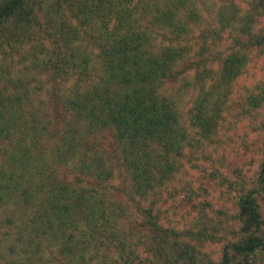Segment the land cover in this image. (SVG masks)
Instances as JSON below:
<instances>
[{"label": "trees", "instance_id": "16d2710c", "mask_svg": "<svg viewBox=\"0 0 264 264\" xmlns=\"http://www.w3.org/2000/svg\"><path fill=\"white\" fill-rule=\"evenodd\" d=\"M256 56L264 0H0V264H264V157L188 177Z\"/></svg>", "mask_w": 264, "mask_h": 264}, {"label": "rangeland", "instance_id": "374dc122", "mask_svg": "<svg viewBox=\"0 0 264 264\" xmlns=\"http://www.w3.org/2000/svg\"><path fill=\"white\" fill-rule=\"evenodd\" d=\"M242 82H264V56H256L249 62L247 71L240 78V83ZM257 111L260 112H253L252 121L242 119L238 121L236 118L239 116H236L235 111H231L221 119L211 143L193 156L196 167L194 171H191L193 174L188 176L191 184L202 182L210 192L217 195L220 190L216 188L214 182L209 181V177L206 178L207 171L211 168L217 167L222 172L230 174L233 173L234 169H239L244 175L251 176L257 168L258 161L264 157L261 147L264 130L261 126L256 130L254 129L257 122L264 123V106ZM184 115V111H182V116L185 117ZM103 136L101 137V145L109 147V133L105 132ZM184 179L185 176H183ZM171 196L169 192H164L163 199L159 201L161 212L167 213L170 206H176V209L182 212L189 206L188 200H185L183 195L173 194ZM225 205L227 208L229 202H226ZM225 210L230 211L229 209ZM261 212L264 217V203L261 204ZM218 246L217 243L209 246L213 258L216 257L215 251L218 250ZM205 249H208V246Z\"/></svg>", "mask_w": 264, "mask_h": 264}]
</instances>
